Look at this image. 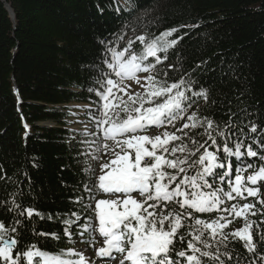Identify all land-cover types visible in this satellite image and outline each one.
I'll return each instance as SVG.
<instances>
[{
	"label": "trees",
	"instance_id": "obj_1",
	"mask_svg": "<svg viewBox=\"0 0 264 264\" xmlns=\"http://www.w3.org/2000/svg\"><path fill=\"white\" fill-rule=\"evenodd\" d=\"M173 28L178 31L170 38L178 42L156 66L157 78L169 84L182 78L191 85L189 115L197 112L220 129L231 125L233 140L246 136V144L264 142V0H0V222L17 229L12 234L18 240L15 251L22 253L33 244L49 252L71 248L64 221H75L73 233L88 215L84 186L95 181L97 172L91 176L84 170L89 163L95 165L86 149L87 138L68 127L66 109L72 102L98 108L99 97L89 89L99 87L94 81L101 69L107 71L105 44L122 34L123 47L136 36H159ZM134 47L139 52L141 45ZM202 91L206 99L194 95ZM42 122L55 125L40 126ZM185 122L178 121L175 127ZM185 131L199 143L207 139L201 135L203 127ZM183 142L190 144L188 137ZM246 162L254 168L245 175L262 164L258 158ZM235 164L233 158L234 168ZM260 186L264 198V183ZM233 203H255L260 210L248 216L256 222L252 228L256 250L249 252L243 241L229 236L226 247L218 245L220 259L224 264H264V205L254 197L227 202L229 207ZM27 208L40 215L19 214ZM219 214L197 215L212 220ZM239 219L244 225V218ZM187 231L181 230L185 240L177 238L175 251L187 248L191 239ZM224 231L230 234L229 229ZM204 238L210 239L207 234ZM220 239L213 241L212 251ZM204 264L218 261L204 258Z\"/></svg>",
	"mask_w": 264,
	"mask_h": 264
},
{
	"label": "snow or ice",
	"instance_id": "obj_2",
	"mask_svg": "<svg viewBox=\"0 0 264 264\" xmlns=\"http://www.w3.org/2000/svg\"><path fill=\"white\" fill-rule=\"evenodd\" d=\"M177 31L168 29L159 36L145 33L129 39L123 47L119 45L124 36H116L105 44L103 64L107 71L101 69L100 77L94 81L99 87L89 89L100 100L94 119L102 132L96 154L90 159L99 160L100 152H111L114 158L100 165L99 176H95L96 169L90 163L84 169L95 176V181L84 188L89 198L85 207L94 213L96 222L85 223L80 235L86 232L94 240L98 232L104 238V246L96 250L97 257L114 259V254H121L123 259L119 264H204V258L224 264L218 245L226 247L229 236L243 241L249 252L256 250L252 235L256 222L250 221L248 216L260 210L255 203H233L229 207L227 202L254 197L264 205V198H260V185L264 183V155L260 153L264 152V142L256 139L246 144V136L233 140L229 131L231 125L220 129L212 119L198 117L197 112L189 115L192 105L187 93L191 85L182 78L170 84L157 78L156 66L167 59L168 50L177 44V39L170 38ZM137 42L141 45L139 52L134 47ZM141 73L147 75L141 76ZM127 81L141 85L143 92H129ZM194 95L207 98L206 91ZM181 120L186 122L176 128ZM152 127L165 130L154 136L143 134ZM169 127L175 131H168ZM200 127L204 129L201 135L207 137L203 143L189 137L185 131ZM256 130L253 125L251 132ZM185 137L190 144L183 142ZM177 142L178 145L173 146ZM95 143H90L89 148ZM253 144L257 145V150L253 149ZM251 158H258L262 164L252 174L245 175L254 168L252 163L246 162ZM97 193L117 198L96 200ZM78 199L84 203L82 197ZM92 201H95L94 209ZM12 204L19 209L15 199ZM172 205L176 208L170 207ZM25 213L28 218L40 215L33 208L19 214ZM205 213L220 214L212 220L197 215ZM229 216L243 217L244 225L225 234L224 230L231 223ZM74 223L70 219L64 221V234L69 241L72 239L70 227ZM185 228L191 239L186 249L175 251L177 238L181 242L185 240V236L180 235ZM16 232L15 227L0 222V264H89V258L73 248L49 252L33 244L22 253L17 252L18 240L12 235ZM205 234L210 239H205ZM51 235L60 239L58 234ZM217 236L221 239L212 251ZM261 239L264 240V235ZM223 255L231 259L229 253Z\"/></svg>",
	"mask_w": 264,
	"mask_h": 264
},
{
	"label": "rangeland",
	"instance_id": "obj_3",
	"mask_svg": "<svg viewBox=\"0 0 264 264\" xmlns=\"http://www.w3.org/2000/svg\"><path fill=\"white\" fill-rule=\"evenodd\" d=\"M120 3L126 7L129 8L130 4L125 1H120ZM141 76L147 75L146 73H141ZM130 87L128 88L129 92H143V88L141 85L136 84L134 81H127L126 82ZM68 109H66L67 112H69L70 116L68 118V127L74 131L75 133H81L82 137L87 138L86 139V149L88 150L89 158L91 155L96 154L95 148L100 144L102 140V132L96 127V120L94 117L98 115L96 106H94L91 103H78V102H72L69 105H67ZM64 110V109H63ZM165 129L163 128H156L152 127L148 130L147 134L150 136L157 135L159 133H162ZM171 132V130L167 129ZM96 133V135H89L88 133ZM77 136V135H74ZM87 136V137H86ZM95 141V144H92V147L89 148V144ZM109 144L112 142L109 141ZM100 156L99 160H92L95 165L96 169V176H99L101 174L100 172V165L102 163L110 161L113 157V154L111 152H108L105 154L104 152H100L98 154ZM91 160V159H90ZM252 173H248L247 175H250ZM116 195H105L103 193H97L95 196L96 200L99 199H116ZM139 198V197H137ZM92 208H95V201H92ZM87 217H85L81 223L80 226H78L77 230L72 233V239H71V248L83 252V254L89 258L90 264H119L120 260L123 259V256L121 254H114V259L109 258H99L96 255V250L100 247L104 246V238L99 235L97 232L95 234V239L92 240V238L89 236L88 233L85 232L83 236L80 235L83 229V225L85 223H95L96 218L92 211L89 210L87 213ZM229 220H231V223L228 225L226 229H229V233L242 228L243 222L239 219V217L229 216Z\"/></svg>",
	"mask_w": 264,
	"mask_h": 264
},
{
	"label": "water",
	"instance_id": "obj_4",
	"mask_svg": "<svg viewBox=\"0 0 264 264\" xmlns=\"http://www.w3.org/2000/svg\"><path fill=\"white\" fill-rule=\"evenodd\" d=\"M7 8H8V10L10 11V14H11L12 18L14 19V18H15V13H14L12 7H11L10 5H7ZM39 125H40V126H44V127H52V126H54L55 124L52 123V122H42V123H40Z\"/></svg>",
	"mask_w": 264,
	"mask_h": 264
},
{
	"label": "bare ground",
	"instance_id": "obj_5",
	"mask_svg": "<svg viewBox=\"0 0 264 264\" xmlns=\"http://www.w3.org/2000/svg\"><path fill=\"white\" fill-rule=\"evenodd\" d=\"M89 264H90V260H89Z\"/></svg>",
	"mask_w": 264,
	"mask_h": 264
}]
</instances>
